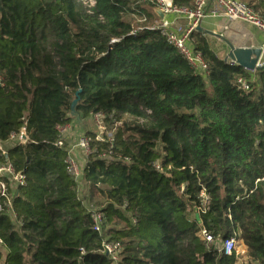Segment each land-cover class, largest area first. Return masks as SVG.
Returning a JSON list of instances; mask_svg holds the SVG:
<instances>
[{"label": "trees", "instance_id": "1", "mask_svg": "<svg viewBox=\"0 0 264 264\" xmlns=\"http://www.w3.org/2000/svg\"><path fill=\"white\" fill-rule=\"evenodd\" d=\"M153 8L0 0V142L23 127L27 138L0 152L25 180L0 177L14 214L2 201L0 264H114L104 240L121 244L119 264H264V69L231 65L194 32L209 65L199 73L152 29ZM95 114L113 137L88 133L76 179L60 127ZM90 205L105 213L101 233ZM203 230L219 243L235 237L246 259Z\"/></svg>", "mask_w": 264, "mask_h": 264}, {"label": "built area", "instance_id": "2", "mask_svg": "<svg viewBox=\"0 0 264 264\" xmlns=\"http://www.w3.org/2000/svg\"><path fill=\"white\" fill-rule=\"evenodd\" d=\"M84 8L91 13L95 6L96 0H78ZM134 3H141L144 0H132ZM175 0H150V3L154 5V12L156 10L161 11L164 17L159 19L151 25L152 29H156L160 34L166 39L168 44L174 46L183 55V57L188 61V63L195 68L201 74H207L209 71L208 62L205 60L201 52L196 51L192 45V35L198 29L202 21L206 18H220L225 17L229 22L233 21H243L255 26L263 34V44L261 45V54L258 58L257 65H264V16L254 9L251 5L243 0H194L193 7L179 6L174 3ZM169 17H174L170 20ZM180 20H184V23L178 25ZM145 21V19H141ZM141 30V27H137L132 34L137 33ZM231 65H236L235 61H228ZM254 72L255 70H250ZM245 89H248V85L241 79ZM99 120H101L100 127H103L104 117L101 114H95ZM71 130V125H65L60 127V132L63 139L59 140L56 145L58 147L64 146V136L67 131ZM107 135L109 139H112L113 134L111 132H105L101 135L96 134L97 140H104V136ZM91 137L87 134L80 135L76 142L68 146V158L67 171L76 179H81L83 175L84 167L81 163L72 155V151L82 150L85 152L86 158L90 154V143ZM26 129L23 127L19 133L12 134L9 140L0 142V152L7 157L8 149L15 143H25ZM0 177H6L10 186L14 187L17 185L25 184L24 176L18 174L14 171L10 162L0 163ZM12 196L9 192L8 184L4 180H0V212L2 211V201H6L10 211ZM90 214L93 220V229L96 232H102V226L105 221V213L100 209V207L95 205H90ZM202 237L208 243H214L219 246V250L225 254H232L236 251V238L231 237L229 239L223 240L219 243L216 239L207 231H202ZM2 241L0 240V246ZM103 252L109 256L114 264H119L121 244L116 241H103ZM238 256L239 253L236 251ZM241 257V256H239Z\"/></svg>", "mask_w": 264, "mask_h": 264}, {"label": "crops", "instance_id": "3", "mask_svg": "<svg viewBox=\"0 0 264 264\" xmlns=\"http://www.w3.org/2000/svg\"><path fill=\"white\" fill-rule=\"evenodd\" d=\"M243 1L250 5L256 6L258 9L256 10L264 16V0ZM169 19L173 20L174 17H169ZM182 23H184V20H180V22H178L177 24L181 25ZM195 32L202 34L207 39L210 46L217 53V55L222 59H226L227 62L231 59L228 58L230 47L228 46L226 41H229L236 48H260L263 44V34L255 26L243 21L229 22L225 17L206 18L202 21ZM193 42L194 39L192 38V45L194 47ZM64 139L69 146L76 142L77 137L75 136V133H72L71 130H69L65 133ZM72 155L79 162H82L81 165L84 167L86 158L81 161L80 150H73ZM12 217L14 219V214H12ZM243 247L244 249L240 257L241 261L246 259L244 258L246 247L244 245Z\"/></svg>", "mask_w": 264, "mask_h": 264}, {"label": "rangeland", "instance_id": "4", "mask_svg": "<svg viewBox=\"0 0 264 264\" xmlns=\"http://www.w3.org/2000/svg\"><path fill=\"white\" fill-rule=\"evenodd\" d=\"M101 120H99L97 117L94 115L89 116V117H79L75 116L74 119L72 120L71 123L68 125H71V132L75 133V136L78 138L80 135L87 134L88 133H94V134H99L101 135L102 133H105L106 131L109 133V127L107 126L106 122L103 120L102 124L103 127H100ZM80 156H81V161L86 158L85 152L80 150ZM82 164V162H80ZM88 188L86 185L80 181V186H79V193L80 196H84L85 193H87ZM97 206V205H95ZM98 207V206H97ZM100 207V206H99ZM11 216H12V212ZM236 245H237V250L239 253V256H241V253L244 249L243 244L236 240ZM1 250V248H0Z\"/></svg>", "mask_w": 264, "mask_h": 264}, {"label": "water", "instance_id": "5", "mask_svg": "<svg viewBox=\"0 0 264 264\" xmlns=\"http://www.w3.org/2000/svg\"><path fill=\"white\" fill-rule=\"evenodd\" d=\"M160 17H164V14L161 13V11L156 10L155 11ZM226 41V40H225ZM228 46L230 47V53L229 57L232 61H235L237 65L242 66L243 68L247 70H261L264 69L263 66L257 65L258 58L261 54L260 48H236L234 47L229 41H226ZM227 62V60L225 59ZM79 94V93H78ZM77 94V95H78ZM79 98L77 97L74 99L71 105L72 113L75 115L76 112V106L78 104ZM196 218L200 220L199 214H196Z\"/></svg>", "mask_w": 264, "mask_h": 264}]
</instances>
